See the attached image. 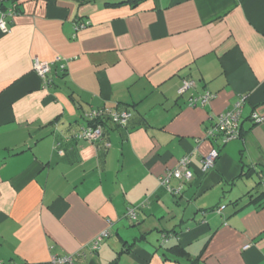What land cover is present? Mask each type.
Returning <instances> with one entry per match:
<instances>
[{"label":"crops","instance_id":"0c3cea01","mask_svg":"<svg viewBox=\"0 0 264 264\" xmlns=\"http://www.w3.org/2000/svg\"><path fill=\"white\" fill-rule=\"evenodd\" d=\"M16 1L0 32V262L264 264V124L251 119L264 116V0ZM34 59L51 63L46 89ZM183 80L194 87L179 95ZM240 97L241 137L212 143ZM104 107L132 112L124 128L105 122L110 148L66 142ZM184 156L193 179L170 193L159 179Z\"/></svg>","mask_w":264,"mask_h":264},{"label":"built area","instance_id":"2783aa9c","mask_svg":"<svg viewBox=\"0 0 264 264\" xmlns=\"http://www.w3.org/2000/svg\"><path fill=\"white\" fill-rule=\"evenodd\" d=\"M19 15L18 4L16 0H0V32L2 34H8L10 32V24L12 20ZM83 25L77 26V28H82ZM60 58L56 57L54 62H59ZM49 62L40 61L34 59L32 63V70L39 76L42 81V87L48 88L51 81L47 78L50 73ZM194 87V81L183 80L181 86L178 89V94L183 95L190 88ZM210 93H205L201 96H191L188 100L189 106H196L197 104L203 106L210 99H212ZM245 101V97H240L229 109L228 111L217 116L215 123L208 128L207 138L212 140L214 143L219 145H224L228 142L237 140L241 137L240 134V117L242 107ZM88 118L92 124L78 128L76 131L67 138L66 142H85L88 144H97L103 142V127L97 124L99 121L107 120L112 125L118 128H124L129 123L132 112L128 110H119L113 108H98L91 110L88 113ZM251 119L256 124H264V116L258 114H252ZM59 143H57L54 148L57 149ZM105 149L110 148L108 142H103ZM61 153V151H59ZM218 157V151L213 148L206 156L203 157L201 161V171L202 173L211 170L215 161ZM191 165V160L189 156H184L180 158L176 164V167L167 171L160 179L159 183L170 193H179L180 188L172 189L170 186V180L176 179L181 183H189L193 179V173L190 171L189 167ZM260 183L262 189H264V173L260 177ZM223 206L215 210L216 213L220 214L223 210ZM127 217L133 222L136 221V208L131 207L127 211ZM109 233L103 231L99 233L87 246V251L89 253H95L99 250L101 244L108 238ZM166 237H162V244L166 242ZM247 248V247H245ZM82 256V253H75L72 255L51 256L47 264H73L75 257ZM0 264H4L0 262Z\"/></svg>","mask_w":264,"mask_h":264},{"label":"trees","instance_id":"16d2710c","mask_svg":"<svg viewBox=\"0 0 264 264\" xmlns=\"http://www.w3.org/2000/svg\"><path fill=\"white\" fill-rule=\"evenodd\" d=\"M98 0H81V4L85 3V4H88V3H94ZM114 2L113 4L111 3H106L107 6H117V5H121V4H131L133 7L137 6L139 4V2L143 1V0H108L107 2ZM120 110H128L130 111L129 109H120ZM105 122H108L107 120H102V121H99L97 124L100 123V125L102 127H104V125L106 124ZM92 124V123H90ZM210 140V139H209ZM212 143H214L212 140H210ZM262 175V174H261ZM261 177V176H260ZM259 186H261V183H260V179H259V183H258ZM260 198H263L264 199V189H263V192L262 194L259 196V199ZM263 204V203H262ZM260 204V205H262ZM171 252H173V254H176V256H182V257H187V254L185 253V251L180 248L179 246H173L171 249H169ZM194 261V260H193ZM195 264V263H193Z\"/></svg>","mask_w":264,"mask_h":264},{"label":"rangeland","instance_id":"374dc122","mask_svg":"<svg viewBox=\"0 0 264 264\" xmlns=\"http://www.w3.org/2000/svg\"><path fill=\"white\" fill-rule=\"evenodd\" d=\"M231 142H232V141H231ZM233 142H235V140H234ZM229 143H230V142H229ZM159 242H160V241H159ZM156 243L159 244L158 242L155 241V244H156Z\"/></svg>","mask_w":264,"mask_h":264}]
</instances>
